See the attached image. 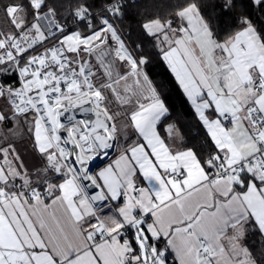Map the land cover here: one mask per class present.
Listing matches in <instances>:
<instances>
[{"label":"snow or ice","instance_id":"obj_1","mask_svg":"<svg viewBox=\"0 0 264 264\" xmlns=\"http://www.w3.org/2000/svg\"><path fill=\"white\" fill-rule=\"evenodd\" d=\"M153 7L0 0V264H264V0Z\"/></svg>","mask_w":264,"mask_h":264},{"label":"trees","instance_id":"obj_2","mask_svg":"<svg viewBox=\"0 0 264 264\" xmlns=\"http://www.w3.org/2000/svg\"><path fill=\"white\" fill-rule=\"evenodd\" d=\"M137 8L133 11H138L140 13L145 12H155L157 9L153 7L155 3H163L164 0H134ZM2 15V14H0ZM67 15V13H65ZM142 16H137L135 20L125 19L124 24L120 27L124 30L125 35L131 34L135 38V34L139 31L137 21L142 20ZM153 79L158 83H163L165 85V93L167 96V102L170 105V111L173 114V120L167 122H175L176 114L179 113L182 117L181 122L186 126H191V135L195 136L196 128L195 122L192 120L191 112L188 110V105L182 100L181 92L178 86L172 80L170 73L167 71L166 67L160 63L156 62L152 66ZM166 122V123H167ZM202 137L196 138V143H199Z\"/></svg>","mask_w":264,"mask_h":264},{"label":"built area","instance_id":"obj_3","mask_svg":"<svg viewBox=\"0 0 264 264\" xmlns=\"http://www.w3.org/2000/svg\"><path fill=\"white\" fill-rule=\"evenodd\" d=\"M111 156H112V154H110L108 160L111 158ZM102 162H105V158L104 157H101L99 160H97L92 167L95 168L96 165H98V164H100Z\"/></svg>","mask_w":264,"mask_h":264},{"label":"crops","instance_id":"obj_4","mask_svg":"<svg viewBox=\"0 0 264 264\" xmlns=\"http://www.w3.org/2000/svg\"><path fill=\"white\" fill-rule=\"evenodd\" d=\"M114 158H115V154H112V156H111V158L109 160L114 159ZM105 162H102V163L98 164L95 171H98L100 167L105 166Z\"/></svg>","mask_w":264,"mask_h":264},{"label":"bare ground","instance_id":"obj_5","mask_svg":"<svg viewBox=\"0 0 264 264\" xmlns=\"http://www.w3.org/2000/svg\"><path fill=\"white\" fill-rule=\"evenodd\" d=\"M95 162H96V161H93V162L91 163V165H90V166L92 167V166L94 165V163H95Z\"/></svg>","mask_w":264,"mask_h":264},{"label":"rangeland","instance_id":"obj_6","mask_svg":"<svg viewBox=\"0 0 264 264\" xmlns=\"http://www.w3.org/2000/svg\"><path fill=\"white\" fill-rule=\"evenodd\" d=\"M96 168H97V165H96L95 168H93V169L96 170Z\"/></svg>","mask_w":264,"mask_h":264}]
</instances>
